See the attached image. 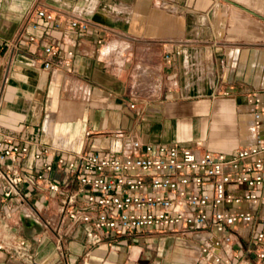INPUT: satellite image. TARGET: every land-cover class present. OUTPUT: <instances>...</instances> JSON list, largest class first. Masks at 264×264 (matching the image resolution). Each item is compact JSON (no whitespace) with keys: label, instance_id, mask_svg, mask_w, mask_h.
Masks as SVG:
<instances>
[{"label":"crops","instance_id":"crops-1","mask_svg":"<svg viewBox=\"0 0 264 264\" xmlns=\"http://www.w3.org/2000/svg\"><path fill=\"white\" fill-rule=\"evenodd\" d=\"M37 8L62 28L36 18L38 41L0 57V128L29 144L27 165L44 148L122 154L139 140L235 153L251 143L249 98L260 94L264 106V0H0V41L14 40ZM76 19L89 30L73 28ZM49 45L60 52L45 69ZM76 187L30 192L6 212L20 223L12 242L30 239L37 263L56 262L61 231L69 264H197L200 239L189 234H140L87 254L83 227L60 220V200ZM252 242L242 256L258 264ZM0 264L30 263L0 252Z\"/></svg>","mask_w":264,"mask_h":264},{"label":"built area","instance_id":"built-area-1","mask_svg":"<svg viewBox=\"0 0 264 264\" xmlns=\"http://www.w3.org/2000/svg\"><path fill=\"white\" fill-rule=\"evenodd\" d=\"M36 18L63 26L61 20L43 8L34 9L14 40L0 41V57L9 48H24L37 42L30 29ZM73 28L89 30L79 19ZM30 28V29H29ZM58 47H45L43 67H52ZM69 56L73 53L68 52ZM170 59V56H167ZM253 106V139L235 153L200 152L178 145L143 144L130 141L128 152L81 153L67 156L44 148L33 154L38 166L27 165L29 144L21 146L0 128V252L9 260L35 261L30 239L12 242L13 230L6 212L24 204L28 193L59 194L71 182L60 200V220L67 229L82 226L83 250L87 254L106 242H117L140 234L194 235L200 239L197 264H247L243 243H256L258 264L264 261V106L260 94L249 98ZM134 107V106H132ZM23 168L27 171L23 172ZM57 173H64L60 184ZM46 226L49 224L45 223ZM251 232V241L244 230ZM58 258L54 264H69L65 238L56 233ZM40 243L42 240L39 241ZM252 242V243H253Z\"/></svg>","mask_w":264,"mask_h":264},{"label":"rangeland","instance_id":"rangeland-1","mask_svg":"<svg viewBox=\"0 0 264 264\" xmlns=\"http://www.w3.org/2000/svg\"><path fill=\"white\" fill-rule=\"evenodd\" d=\"M10 226H11V227L14 226V227H16V229H17V226L20 227V223H19L18 219H17L16 221H14V224H12V225H10Z\"/></svg>","mask_w":264,"mask_h":264}]
</instances>
